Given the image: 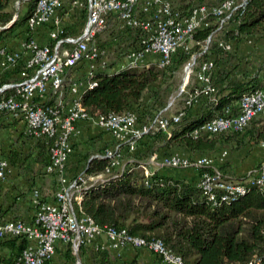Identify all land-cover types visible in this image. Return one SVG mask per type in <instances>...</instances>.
<instances>
[{"label": "built area", "instance_id": "1", "mask_svg": "<svg viewBox=\"0 0 264 264\" xmlns=\"http://www.w3.org/2000/svg\"><path fill=\"white\" fill-rule=\"evenodd\" d=\"M247 1L196 2L185 9L177 6L173 0H72V5L85 10L86 18L79 32L66 33L56 13L63 6V0H36L25 20L28 31L20 41L19 48H11L0 42V79L16 66H21L17 79H4L0 83V117L9 113L22 118L28 133L46 142L50 159L44 170L56 176L57 185L51 200L44 199L38 188L32 190L35 212L30 221L0 218V237L20 235L27 239L12 264H45L59 243L71 246L76 264H82L79 248L91 244L95 249L119 250L126 245L145 247L159 255L165 264H188L161 238H145L131 234L125 228L102 226L95 222L82 208L83 190L96 182L105 181L110 173L118 174L114 170L121 163L123 148L134 149L144 134L160 129L169 135L170 125L178 122L186 113L183 108L174 110V106L178 97L188 92L191 74L195 75L197 86L194 92L184 97L186 104H190L198 94H212L215 91L211 76L214 61L208 58L198 64L197 55L208 48L213 36L223 33L235 12L242 10ZM18 15L16 12L6 23H0V31L9 27ZM209 15L215 16L217 26L202 43V50L195 52L189 45V41L193 42L192 32L199 26L208 25ZM109 18L122 31H139L138 47L122 49L124 59L118 68L139 67L150 62L163 66L178 47L191 54L183 64V81L176 93L147 122L138 123L136 113L131 110L109 111L92 117L81 102L82 88L92 86L96 81L79 80L73 78L72 74L82 62L87 63V74L111 67L108 65L106 47L98 38L107 28ZM43 24H50L48 42H40L33 35V30ZM219 43L223 42L220 40ZM224 46L229 48L231 43L227 42ZM148 54H153L155 59L146 60ZM258 116H264V86L242 94L238 112L232 113L226 107L224 114L204 120L191 133L240 130ZM89 119L114 137L113 145L94 154L108 157L109 163L104 172L86 174L80 170L68 176L66 164L73 150V139L80 133L79 122ZM149 164L201 170L196 184L214 202L217 198L216 188L222 189V198L244 192L247 188L244 182L224 179L217 167H213V171L201 169L213 164V159L207 155L190 158L175 151L159 157L157 152H152L146 162L139 163L145 176L154 172ZM8 171V160L0 156V180L6 178ZM246 180L264 189V160L247 172ZM102 235H105V240ZM245 264L263 263L259 257H253Z\"/></svg>", "mask_w": 264, "mask_h": 264}, {"label": "trees", "instance_id": "2", "mask_svg": "<svg viewBox=\"0 0 264 264\" xmlns=\"http://www.w3.org/2000/svg\"><path fill=\"white\" fill-rule=\"evenodd\" d=\"M8 1L0 0L1 24L6 23L13 15L7 8ZM35 2L36 0H28L25 13L18 15L9 27L0 31V42L6 43L4 36L8 30L26 20ZM196 2L181 0L180 3L176 1L175 4L186 9ZM207 21L208 25L199 26L192 32L191 39L194 42L192 50L195 52L202 50V43L217 26L215 16L209 15ZM24 27L23 31L27 32L28 26ZM64 30L67 33L66 28ZM218 35L213 36L208 48L196 58L198 64L205 59H213L211 76L216 87L215 91L212 94H198L190 104H186L184 97L194 92L197 86V83L194 86L189 83L188 92L178 97L179 104L176 102L178 106L174 109L183 108L186 113L178 122L170 125L169 135L157 129L144 134L135 150L124 147L122 157L131 152L134 153L132 160L126 161L123 169L116 168L114 171L118 174L110 173L105 181L96 182L85 188L81 205L83 210L102 226L113 225L125 228L129 233L145 238H161L168 248L181 255L188 264H245L253 257H259L263 263L264 189L248 182L247 174L233 178L222 172L224 179L244 182L247 188L244 192L232 193L228 198H222L220 195L222 189L216 188L217 198L214 202L201 187L197 186V180L156 171L145 176L142 169L137 166L141 159L152 152H157L161 157L178 151L193 158L201 155L212 156L224 147L240 149L247 144L264 141V116L252 119L240 130L213 133L204 131L197 135L191 133L192 129L204 120L224 114L226 107H229L232 113L238 112L242 94L264 86V78L257 72L258 68L254 74L249 76L243 74L234 78L224 76L223 68H220L230 56L231 48H225V43L230 42L232 47L234 41L243 36L264 37V0H248L242 10L235 12L222 35ZM119 36L120 45L125 39L130 38L128 47H138L137 29L121 30ZM220 40L222 44L219 43ZM190 55L189 51L178 47L171 54L169 62L163 66L150 62L139 67L97 69L91 74L84 72L79 80L90 79L96 83L82 88L81 102L92 117L109 111L131 110L136 113L138 123L147 122L155 112L167 104L169 97L177 88L174 71L183 66ZM20 68L21 66L18 65L12 71ZM4 75L1 76L0 83L9 76V74ZM199 101L203 106L198 111H192L193 105ZM99 130L97 137L104 138L103 136L107 135L109 138L104 139L106 145H113L115 140L111 133L102 128ZM36 140L39 141L40 150L30 162L33 167L36 165L35 168L43 170L49 163L50 156L46 142L39 138ZM72 147L71 154L75 151L74 143ZM94 154L89 151L83 153L81 159L83 162L76 172L80 170L86 174L104 172L109 158ZM14 155L11 158L12 162L15 161ZM213 167H217L215 162L212 166L201 169L213 171ZM0 241L11 246L15 252L12 257L5 260L7 264L13 263L27 243V239L20 235H5L0 237ZM65 246L70 256L69 260L73 262L71 246L69 244ZM106 249L108 248L95 249L92 244L81 246L78 250L81 263H88L83 259L85 252L96 254ZM52 259L53 256L47 259L45 264H50ZM123 261L124 264H139L135 259L127 261L124 258Z\"/></svg>", "mask_w": 264, "mask_h": 264}, {"label": "crops", "instance_id": "3", "mask_svg": "<svg viewBox=\"0 0 264 264\" xmlns=\"http://www.w3.org/2000/svg\"><path fill=\"white\" fill-rule=\"evenodd\" d=\"M71 1L72 0H63V6L59 8L56 13L60 17L68 33H77L83 26L86 12L82 8L72 5ZM110 20L112 19L109 18L108 21ZM25 25L24 21L22 24L14 25L12 29L8 30L7 34L4 36V40L8 46L11 48H19L20 41L26 34V32L23 31ZM49 26L50 24H43L33 30V35L37 40L40 42H48L50 40L47 33ZM120 39L121 37H115L111 42H106L107 44L103 43L102 38L100 40V43L106 47V56H108L110 52L112 54L111 61H113V63L107 70L111 68L118 69L121 63H123L124 57L121 56L122 52L119 51L120 49L116 45V43L120 45ZM145 59L153 60L155 56L153 54H148ZM86 66L87 63L82 62L81 66L75 69V74H72L73 78L79 79V77L83 75L82 73L85 72ZM8 74L9 76L5 78V80H15L19 77L18 70L11 71ZM202 106L203 104L199 101L193 105L192 111H198ZM79 128L80 133L73 139L75 151L69 156L66 164V173L68 176H72L77 168L81 166L83 162L81 161L83 153L86 151L92 154L98 152L107 146V142L104 141V139L109 138L107 135H104V138H101V136L97 137L100 132L99 127L90 119L79 122ZM38 142L39 141L28 133L26 123L22 118L14 117L9 113H5L0 117V156L6 158L9 162L7 176L0 180V218H19L30 221L35 212V205L32 200V190L34 188L39 189L44 199L51 200L53 198L54 190L57 185L56 176L46 172L44 168L40 170L35 168L36 165L33 167L30 162L40 150V144ZM78 144H83V146L80 147ZM15 152L16 154L14 155ZM12 155L15 157V161L13 162L11 159ZM124 156L126 158L128 155L124 154L123 157ZM216 156L217 161L213 160L215 163L217 162L216 165L220 167L226 176L233 178L242 177L264 160V142L247 144L240 149L228 148L227 151H223V153L220 152ZM123 157L121 159L123 165L126 164V161L132 160V157L124 160ZM148 157L149 155L141 160L145 161ZM122 166L118 169H123L124 166ZM149 168L158 173L194 181L197 180L199 176L198 170L193 167L173 170L166 166L149 164ZM41 171L43 172L40 173ZM102 239L105 240L104 235H102ZM119 251L127 253L128 255L125 254L126 257L135 259V261L140 264H165L156 253L145 247H133L129 245L120 248ZM14 254L15 252L11 246L0 241V264H7L5 260L12 257ZM88 255H90L88 251L83 254L84 261L86 262L87 260L85 258ZM69 257L66 246L59 243L50 264H67Z\"/></svg>", "mask_w": 264, "mask_h": 264}, {"label": "rangeland", "instance_id": "4", "mask_svg": "<svg viewBox=\"0 0 264 264\" xmlns=\"http://www.w3.org/2000/svg\"><path fill=\"white\" fill-rule=\"evenodd\" d=\"M174 1L175 2L177 1L178 3L181 2V0H174ZM192 1L196 2L194 0H192ZM216 1L217 0H202L201 2L213 3V2H216ZM27 2H28V0H9L7 8L9 10H11L13 15L16 12H18V14H24L25 11H26ZM120 33H121V30L119 29V25L116 22L110 20V21H108L107 28L105 30H103L99 34L98 38H99V40H101V38H102L103 43L105 44L108 41L111 42V40H114L115 37L116 38H120V36H119ZM221 35H222V33H220V36ZM130 40H131L130 38L125 39L123 41V43L121 44L122 46L119 45L118 43H116V45L120 49L119 51H121L125 47L130 46L129 45L130 44ZM189 45H191L192 49L194 48L193 42L189 41ZM229 48H231L230 53H229V55H230L229 59L227 61H225V64H223L224 63L223 62L220 65L221 66L220 68H223L222 74H225L224 76L229 77V78H234L236 76H240V75H243V74L245 76L246 75L249 76L251 74H254L255 70L258 68L257 72L261 74L262 78H264V37H258V36L245 37V36H243L242 38H240L236 42L234 41V43L232 44V47L230 46ZM107 58L109 60V62H108L109 64L108 65L111 66L112 63H113V61H111V59H112L111 52L107 56ZM101 68H103V67H101ZM174 73H175V76H174L175 84L177 85V88L173 91V93L171 95H174L176 93V90L178 89L179 85L183 81V76H184V74H183L184 73L183 72V66H180L178 69H176L174 71ZM189 83L192 86H194L197 83L196 80H195V75L194 74L190 75ZM176 102H177V100H176ZM177 104H179V101L177 102ZM177 106L178 105L174 106V109ZM80 139H82V138H80ZM139 141L140 140H138L137 143ZM78 145L80 147L83 146V144L82 145L78 144ZM136 148L137 147H135L132 150H135ZM227 149H228V147L220 148V150L215 152L214 155H212L210 157L217 161V159H216L217 156L216 155L218 153H220V152L223 153V151H227ZM127 155H128V153H127ZM133 155H134V153L130 152L129 155L126 158H125V156L123 157V160L127 159L129 157H132ZM214 160H213V162H215ZM146 161L147 160H145V161L141 160L140 162H146ZM139 163H138L137 166H138V168H141L139 166ZM216 164H217V162H216ZM122 165L123 164L121 162L118 168L120 169V167ZM166 167H168V166H166ZM217 167H218V169H220L219 166H217ZM169 168H171L173 170L181 169V168H177V167H169ZM198 172H199V170H198ZM126 246H129V245H126ZM89 254L90 255L86 256L85 259L87 260L88 263H91V264H124V261H123L124 258L127 261L130 260L129 257H126V255H125L127 253H124V255H123V252H121V251L119 252L117 250L115 251V250H112V249L110 250L109 248L106 249L104 252H101V253H96V254L89 253ZM73 257H74V261L73 260L72 261L76 264V256L74 254H73ZM83 259H84V257H83ZM73 262H71L69 260L67 262V264H73Z\"/></svg>", "mask_w": 264, "mask_h": 264}]
</instances>
